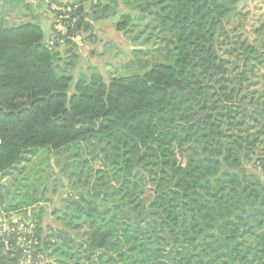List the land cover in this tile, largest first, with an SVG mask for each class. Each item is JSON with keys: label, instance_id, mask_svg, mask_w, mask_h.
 I'll list each match as a JSON object with an SVG mask.
<instances>
[{"label": "trees", "instance_id": "trees-1", "mask_svg": "<svg viewBox=\"0 0 264 264\" xmlns=\"http://www.w3.org/2000/svg\"><path fill=\"white\" fill-rule=\"evenodd\" d=\"M70 1L53 39L0 21V177L32 150L65 158L48 193L17 184L5 212L30 229L0 237V264H264V20L248 42V0ZM115 16L117 33L145 20L170 62L75 76Z\"/></svg>", "mask_w": 264, "mask_h": 264}, {"label": "rangeland", "instance_id": "rangeland-1", "mask_svg": "<svg viewBox=\"0 0 264 264\" xmlns=\"http://www.w3.org/2000/svg\"><path fill=\"white\" fill-rule=\"evenodd\" d=\"M53 1L0 0V21L4 27L17 26L26 22L36 23L40 26L44 39H53L57 35L56 32L64 33L62 26L54 25L52 6L60 5L52 3ZM62 2L68 5L71 3L70 0H62ZM130 9V12L137 11L133 8ZM241 12L244 14L243 17L234 20V23L239 26V31L236 34L242 33L241 37H246L248 42H251L255 39L253 30L264 20V0H248L243 5ZM136 18L135 16L131 30L127 33H117L114 30L113 24L116 22L117 16L96 22L92 32L99 42L95 46L80 47V59L77 62L74 75L80 74L81 69L97 68L101 71L104 79L108 81L111 78L131 74L133 71L143 73L156 62L169 63L170 60L165 59V54L170 46L166 43L164 45L157 39V31L147 27L145 20L140 21ZM263 80L264 78L259 80L261 82L259 88L264 86ZM64 161L65 158L54 156L47 148H39L24 155L23 160L10 173L2 175L0 177V224L7 226L17 224L25 233H28L30 228H27L26 225H30V220L25 219L23 211L16 209L5 212L9 203H14L19 199H12V193L22 178H26L22 182L27 183V187L22 188V192H27L28 196H34L33 191L39 185L45 186L44 192L48 193V190L53 188L51 180L60 177V167ZM92 165L94 168L103 167L99 156H94ZM257 174L264 181V174L260 172ZM35 179L38 182L36 184H34ZM60 189L57 187L50 202H41L39 205L47 210L52 209L55 204L59 203ZM22 209H26V207ZM79 235L86 237V231H82Z\"/></svg>", "mask_w": 264, "mask_h": 264}, {"label": "built area", "instance_id": "built-area-1", "mask_svg": "<svg viewBox=\"0 0 264 264\" xmlns=\"http://www.w3.org/2000/svg\"><path fill=\"white\" fill-rule=\"evenodd\" d=\"M52 9L55 10V11H63L64 8H61L59 6H55L53 5L52 6ZM70 11V10H68ZM21 232H24L19 226L17 225H11V226H7V225H3L0 229V237L4 238V237H8L9 235L11 234H14V233H21Z\"/></svg>", "mask_w": 264, "mask_h": 264}, {"label": "water", "instance_id": "water-1", "mask_svg": "<svg viewBox=\"0 0 264 264\" xmlns=\"http://www.w3.org/2000/svg\"><path fill=\"white\" fill-rule=\"evenodd\" d=\"M238 172H239L241 175H244V174H245V168H241Z\"/></svg>", "mask_w": 264, "mask_h": 264}]
</instances>
